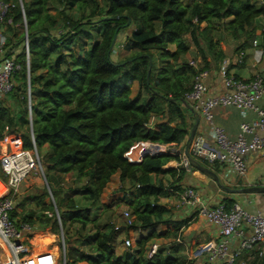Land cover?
I'll return each instance as SVG.
<instances>
[{"label": "trees", "instance_id": "trees-1", "mask_svg": "<svg viewBox=\"0 0 264 264\" xmlns=\"http://www.w3.org/2000/svg\"><path fill=\"white\" fill-rule=\"evenodd\" d=\"M5 1L11 4L18 44L23 40V13L29 39L32 121L31 134L28 132L24 139L20 136L24 147L28 146L27 141L32 146L33 137L38 153L39 147H47L41 159L48 170L86 177L85 193L81 197L92 205L99 203L114 176L121 184H130L121 186V190L137 191L129 204L136 221L118 229L108 223L83 237L76 231L68 239L67 264H193L194 260L179 255V247L171 244L167 249L159 247L151 258L146 256L147 242L153 238L176 237L191 221L187 217L177 221L167 219L165 216L170 217L173 208L160 203L161 198L172 196L163 186L161 175L170 174L176 179L171 185L178 197L183 190L180 181L185 169L165 167L171 160L178 161L179 155L166 152L130 162L125 153L138 142L184 143L193 124L188 127L177 105L181 101L189 108L185 93L190 90L196 73L191 61L184 59L190 51V41L198 52L192 62L198 61L196 65L201 70H209L226 58L220 46L226 35L235 39L237 55L251 47L255 39H260L259 45L264 47V24L257 25L259 18L264 19V4L256 5L251 0H191L187 4L183 0ZM58 1L64 2L62 9L51 12L49 3ZM72 8L81 11L78 17L65 10ZM123 31L129 55L115 61L112 54ZM217 32L220 34L215 39ZM84 39L89 44L82 43ZM17 59L23 64L21 71L25 74L16 76L14 90L0 100V137L5 126L13 131L29 123L24 54H18ZM134 81L139 84V90L131 98ZM8 100L21 103L18 120ZM160 100L164 106L159 105ZM153 113H162V119L151 128L148 121ZM174 121L177 122L172 126ZM61 193L53 189L62 226L79 224L81 229L85 228L90 221L88 207L79 206L73 199L63 207ZM31 200H35L39 215L34 212L23 215L18 223L28 222L32 226L38 223L43 229L49 225L50 232L57 233V219L45 215L51 206L41 195H34ZM223 201L227 205L231 203L227 199ZM158 224L165 229L157 231ZM124 228L127 232L132 228L150 232L140 236L131 251L119 254L115 239ZM46 234H35L32 255L42 253L41 248L53 242ZM81 242L91 245L95 253L79 250ZM240 260L261 264L262 256L254 250L249 256L241 254Z\"/></svg>", "mask_w": 264, "mask_h": 264}, {"label": "built area", "instance_id": "built-area-1", "mask_svg": "<svg viewBox=\"0 0 264 264\" xmlns=\"http://www.w3.org/2000/svg\"><path fill=\"white\" fill-rule=\"evenodd\" d=\"M261 2L264 4V0ZM10 10L11 4L0 0V29L14 24ZM22 16L24 32L20 50L25 59L26 101L31 127L29 39L24 13ZM257 44V40H253L252 45L257 46ZM6 51L5 37H0V100L14 90L16 76L23 69V64L15 56H5ZM237 56L235 64L242 63L244 52H239ZM190 64L196 68V73L193 75L190 90L185 93V101L209 126L210 141L203 133L194 134L189 144L188 154L183 150L177 151L180 160H175L171 167H182L186 172H191L193 164L190 157H193L223 166V176L241 178L246 171L245 155L264 150V137L261 135L264 131V110L256 105L264 93V77L257 72L248 79L238 78L229 73L228 64L222 63L219 73L224 91L214 93L209 90L206 83L210 71L199 69L196 62L191 61ZM226 106H236L242 111L252 109L257 114L255 120L239 125L238 134L234 138L229 137L226 130L214 122V111ZM7 129L8 126H5L4 132ZM134 146L139 147V153L136 156L132 155L133 150L136 149ZM134 146L125 153V157L130 162H140L145 155L175 152L174 145L171 144L138 142ZM42 165L33 137L31 149L23 147L22 138L19 135L0 139V168L4 175V178L0 176V264H67L63 236H59L63 249L62 257L58 255V251L55 254L48 251L42 252L32 257L29 248L32 243L30 236L33 234V226L28 222L18 223L19 217L13 215V212H17L15 195L21 182L37 169L44 175ZM180 205L218 227V239L208 240L199 249L204 253L207 264H246L244 260H240V256L247 250H257L263 256L264 216L260 213L250 212L234 201L227 205L221 200L212 205L204 200L192 186H185L180 192L177 207H181ZM47 215L57 219L60 233H63L57 207H54L53 213ZM123 218L126 227L134 223V216L130 211L123 212ZM118 228L119 226H115V229ZM237 237H239L237 246L233 247L231 241ZM177 241L181 242L180 239ZM122 244L126 249L132 248V238L126 234ZM157 250L158 245L151 244L146 252L147 257H153ZM190 259L193 260L195 257L192 256Z\"/></svg>", "mask_w": 264, "mask_h": 264}, {"label": "rangeland", "instance_id": "rangeland-1", "mask_svg": "<svg viewBox=\"0 0 264 264\" xmlns=\"http://www.w3.org/2000/svg\"><path fill=\"white\" fill-rule=\"evenodd\" d=\"M11 1V0H10ZM185 1L184 3H189L190 0H183ZM252 2L256 3V5H260L262 2V0H251ZM12 3V2H11ZM64 3V2H63ZM63 3L58 2H50V9L52 10L51 12H54L55 10H61L63 7ZM66 12L70 15H72L73 17H78V15L80 14V10L77 8H72V10H67L65 9ZM88 12V11H87ZM56 14V13H55ZM260 19H258L259 21ZM15 21L14 24L12 25H6L3 28H9L10 30L14 31L15 30ZM264 24V20H260L257 25H259L260 27L263 26ZM203 25V24H202ZM260 30H263L262 28ZM260 30H258L260 32ZM257 31V32H258ZM95 32V31H94ZM220 34L219 32L214 33L215 35V39L217 38V35ZM125 35L126 32L123 31L121 33V35L118 36V40L117 42H119V44H117L116 46V50L115 52L112 54V59L113 60H120L121 58L129 55V50L125 47V43H124V39H125ZM187 39L190 41L189 36H187ZM5 42L7 45L10 44L9 39L5 38ZM82 43H86L89 44L88 42H85V39L82 41ZM190 45H191V52L189 54L188 57V61H190L191 59L196 60L198 57V52L197 49L195 48V46L193 45V43L190 41ZM236 41L235 39H233L231 36L226 35L223 39V41L220 43V46L222 48L223 51L227 53L230 51V53H234V48L236 47ZM17 46V45H16ZM250 48V47H248ZM247 48V49H248ZM75 49V47H74ZM170 49H174V46H170ZM156 58V57H155ZM19 60V59H18ZM186 60V61H187ZM192 60V61H194ZM20 61V60H19ZM25 66V64H24ZM25 74V73H24ZM22 71H20L17 75L18 76H23L24 75ZM264 77V72H262L261 74ZM26 84V83H25ZM23 90V89H22ZM131 93H130V97H134L138 90H139V84L134 81L131 85ZM7 103H9V106L12 109L14 118H16L18 120L19 118V106L21 105V103H14L12 100H8L6 101ZM159 105L164 106L165 103L163 101L160 100ZM257 103V102H256ZM27 104V101H26ZM177 107H179V109L181 110V113L183 115V117L185 118L186 124L188 125V127H190V123H194L195 119L198 117V114L190 108H187L186 105H184L181 101L178 103ZM27 118H28V114H27ZM162 119V113H153L150 115L149 121H148V126L151 128H154L157 122H160ZM177 121H174L171 123L172 126H174L176 124ZM192 128V127H190ZM191 129H189L190 132ZM5 131V127L4 130L2 132V134H5V137L2 138H11L13 136H21L25 137V135L27 134H31V127H30V123H27V125L24 128L18 129V128H14L13 131L10 130L9 126L8 129ZM29 132V133H28ZM195 134H198L195 132ZM22 139V140H23ZM186 140V139H185ZM185 140L183 142H185ZM28 146L25 145L24 147V143H23V147L27 148V149H31V142L29 143V141H27ZM135 145V144H134ZM133 145V146H134ZM180 145V144H179ZM179 145H175L173 146V149H175V152H173V154L178 155L177 151H179L180 149L178 148ZM47 151V147L46 146H41L39 147V157L42 163V157L44 155V153L46 154ZM139 153V147H136V149L133 150L132 155L136 156ZM180 160V159H178ZM202 165H204V167L206 168H210V170H214L215 172L218 173L219 177H221L223 170L220 167V165L217 163L215 165L205 162V161H199ZM43 165V173L42 174L41 171H39V169H37V171H32L30 173V175L21 182L19 188H18V192L15 195V201H16V215L19 218H21L23 215H30L32 212H34L35 214L40 213L39 208H37L34 204L35 200H31V198H33L34 195H41L42 200L51 206L50 210L45 211V215L47 217H49L47 214L53 213L54 212V207L56 208V201L57 198L55 199L54 195H53V189L54 190H58L60 192H62L60 194V197H62V203L61 205L63 207H66V202L69 199H73L74 201H76V203L79 206H87L89 209V216H90V221L86 224V227L81 229V227L79 226V224H69L66 227L62 226V230L63 233H60V227L58 226L57 229V233L52 234L50 231L52 228H50V226L48 225L45 229L42 228V224H38L35 223L32 230H33V234L30 236V239L32 241V243L30 244V248H29V252L32 253L34 251V243H33V238L35 237V234L39 233V234H46L47 236L51 237V234L54 236L53 242L49 243L47 246H43L41 249L43 250V252H49V250H52V254H55L56 251H58V255H60L61 257L63 256V249H62V244H61V239L59 238V236H63L64 237V241H65V250H66V255L67 258L70 257L69 255V248H70V244L68 242V239H70L73 234L76 231H79L81 236H85L87 234H93L96 230V228H99L100 230L104 227L105 224H112L114 226H119V227H124L125 226V220L123 218V212L125 211H130V207L129 204H131V201L134 199V197L137 194V191H135L134 189L131 190V192H126V190H121V186H125V187H129L130 184L128 182H123V184H121L117 177H113V182H111L110 187L106 188L104 193L100 196V201L98 204L96 205H92L89 201H85L84 199H82L81 195L83 193H85L84 189H83V185L87 184V178L86 177H78V175H76V173L74 172H68V173H63V172H55V171H50L47 169V166L45 165V162L42 163ZM170 166V165H169ZM166 167V166H165ZM171 167V166H170ZM180 168V167H179ZM0 176L2 178H4V175L1 171L0 168ZM185 175L183 176L182 180L180 181V184L182 187H184L183 183V179H184ZM223 177V175H222ZM47 179V180H46ZM160 179L162 181V184L164 187H167L169 190V193H171L172 196H170L168 199L167 198H161L160 199V203L166 205L167 207H172V213L169 217V215H166L165 217L168 219H172V220H178L180 217L178 216V211H179V207L177 208V203H178V199L179 197L177 196V192L176 190L173 188V186L171 185V182L175 181L176 179L174 177H172V175L170 174H165V175H161ZM231 180H233V177H231ZM224 182L226 183L225 186L229 187V180H224ZM179 183V182H178ZM216 186H218V183L215 182H211L209 184V187L214 189ZM137 188V186H136ZM54 201V202H53ZM130 202V203H129ZM181 206V211L185 210V206L180 205ZM131 212V211H130ZM33 213V214H34ZM60 215V212H59ZM50 219H52V217H49ZM134 221L135 217H134ZM198 221H195L194 223L197 224ZM190 224V223H189ZM188 224V226H189ZM45 225V224H44ZM185 227L183 228L180 233L176 236V237H160V238H153L151 239L149 242H147V249L149 248V246L151 244H157L158 248L159 247H166V249L168 248V244H171V246L174 245V247H179V255L188 258V260H190V258L192 257V254L194 253L195 249H194V245H191L190 247L187 246V242H188V238L187 236L189 233V228ZM157 231H160L162 229H165L164 225L162 224H158L156 227ZM150 231L148 229H130L127 230L124 228L121 230V232H119V234L116 236V252L121 254L123 252L127 251H131V248L126 249L124 247V244H122V240L123 238L126 236H129L132 238L133 241V247L136 244L137 239L140 238V236H145L149 233ZM206 232H203V234H205ZM201 233H198V235H200ZM57 235V236H56ZM197 234H193L194 238H199L200 240H202V237L198 236ZM179 236V237H178ZM177 239H180L181 242H178ZM185 240V242L182 241ZM190 241V240H189ZM191 243V242H190ZM57 246L58 248L54 247ZM169 246V247H171ZM135 248V247H134ZM79 250L85 251V252H89V253H95V251L93 249H91V245H86L83 244L82 242L80 243V246H78ZM133 249V248H132ZM171 250V249H170ZM169 250V252H170ZM147 252V250H146ZM50 253V252H49ZM164 255H166L168 253L167 250H165ZM34 256H36L35 254H33ZM39 255V254H38ZM148 256V255H146ZM192 260V259H191ZM194 262L193 264H207L206 262V258L204 255H200L197 256L196 259H193ZM192 260V261H193ZM196 260V261H195ZM85 264V263H83Z\"/></svg>", "mask_w": 264, "mask_h": 264}, {"label": "crops", "instance_id": "crops-1", "mask_svg": "<svg viewBox=\"0 0 264 264\" xmlns=\"http://www.w3.org/2000/svg\"><path fill=\"white\" fill-rule=\"evenodd\" d=\"M189 2H191V0ZM259 19L262 20L263 18ZM0 37L11 39V43L7 45V51L5 56H15L17 58L18 54H23V52L20 50V44H18L16 40L17 35L15 34V31L10 30L9 28H1ZM257 42V46L252 45L250 48L245 49L244 57L242 59V63L240 64H235L237 54H234L232 52L230 53V51L227 53L226 58H224L222 63L228 64V71L230 74H233L238 78L248 79L251 78L257 72L261 74L262 72H264V47H260V39H257ZM191 50L192 49H190L184 59H188ZM190 61H192V59ZM222 63L216 66L212 65L211 69H209L210 75L206 80L209 90L214 93H222L224 91L222 77L219 73V67L222 65ZM256 105L264 110V93L262 97L257 101ZM256 117L257 114L254 110L248 109L246 111H242L236 106L220 107L214 111L215 124L222 126L226 130L228 136L231 138L236 137V135L238 134L239 125L241 123L251 122L255 120ZM198 119L199 120L195 132L203 133L208 137L210 141L209 126L199 115ZM261 135L264 137V131L261 133ZM186 144L187 137L185 142L181 143L178 148L180 150L185 151ZM244 159L246 164V171L241 178L232 176L233 180H231L230 177H222L221 175L220 182L225 185L226 183L224 182V180H229L228 184L230 188L246 190L240 192H227L219 189L218 186H216L214 189L210 188L209 184L211 182L215 183L213 177L208 172L204 171V165L199 162L203 160L196 159L193 157L191 160V162L193 161V170L191 172H186L182 184L184 185V187H194L201 195V197L212 205L221 200L227 199L228 201H234L239 203L242 207H244L250 212H258L264 216V150L247 153ZM174 161L175 160H171L169 163ZM211 164L215 165L217 163ZM166 166H169V164H167ZM220 167L224 169L223 166L220 165ZM205 169L208 168L206 167ZM208 170H210V168ZM210 171L213 173H217L214 170ZM178 209V216L180 218H191L190 224L188 226L189 236H187V246L190 247L191 245H194L195 251L192 256H194L196 259L197 256L204 255L203 252L199 251L203 244H205L208 240L218 239V227L206 222L204 219L199 217L194 211L187 209L181 211V207H179ZM195 221H198L197 224L194 223ZM203 232L206 233L203 234ZM194 233L197 235L198 233H201L198 236H201L202 240H200L198 237L194 238ZM237 239H239V237L232 239L231 244L233 247L237 246ZM54 247L57 248V246ZM252 251L254 250H247L244 251L242 254L249 256ZM49 252L51 253L52 250H49ZM32 257H34V255H32Z\"/></svg>", "mask_w": 264, "mask_h": 264}, {"label": "water", "instance_id": "water-1", "mask_svg": "<svg viewBox=\"0 0 264 264\" xmlns=\"http://www.w3.org/2000/svg\"><path fill=\"white\" fill-rule=\"evenodd\" d=\"M115 41H116V35H115L114 38L112 39L111 47L114 45ZM185 103H186V101H185ZM187 105H188V107H189L190 109H192L191 106H190L188 103H187ZM198 120H199V119H198V117H197V118L195 119V122L193 123V126H192V128H191V130H190V132H189V134H188V137H187V144H186V147H185V153H187V154H188L189 144H190V142H191V140H192V138H193V136H194V134H195V130H196V126H197V124H198ZM190 160H192L191 157H190ZM192 162H193V161H192ZM203 169H204V171L208 172V173L213 177L214 182H217V183H218V187H219V189H221V190H223V191H227V192H240V191L246 190V189H232V188H230V187H227V186H225L224 184H222V183L220 182V177H219V175H218L217 173H213V172H211L210 170L205 169V168H203ZM261 264H264V254H263V256H262Z\"/></svg>", "mask_w": 264, "mask_h": 264}, {"label": "bare ground", "instance_id": "bare-ground-1", "mask_svg": "<svg viewBox=\"0 0 264 264\" xmlns=\"http://www.w3.org/2000/svg\"><path fill=\"white\" fill-rule=\"evenodd\" d=\"M138 146H140V145H138ZM134 148H136L135 146H134ZM133 148V149H134ZM169 165H172L173 164V162H171V163H168ZM57 236V235H56ZM51 237L54 239V236L51 234Z\"/></svg>", "mask_w": 264, "mask_h": 264}, {"label": "clouds", "instance_id": "clouds-1", "mask_svg": "<svg viewBox=\"0 0 264 264\" xmlns=\"http://www.w3.org/2000/svg\"><path fill=\"white\" fill-rule=\"evenodd\" d=\"M3 137V136H2ZM2 137H0V139H2ZM166 167H169V166H166ZM59 211V210H58ZM59 225V224H58Z\"/></svg>", "mask_w": 264, "mask_h": 264}]
</instances>
